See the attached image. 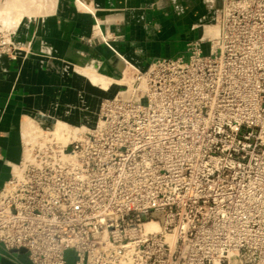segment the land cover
Listing matches in <instances>:
<instances>
[{"label": "built area", "instance_id": "1", "mask_svg": "<svg viewBox=\"0 0 264 264\" xmlns=\"http://www.w3.org/2000/svg\"><path fill=\"white\" fill-rule=\"evenodd\" d=\"M216 17L123 80L94 127L24 128L0 246L31 264H264V0ZM0 55L16 56L1 26Z\"/></svg>", "mask_w": 264, "mask_h": 264}, {"label": "crops", "instance_id": "2", "mask_svg": "<svg viewBox=\"0 0 264 264\" xmlns=\"http://www.w3.org/2000/svg\"><path fill=\"white\" fill-rule=\"evenodd\" d=\"M221 6L222 0H57L52 14L24 18L11 32L16 56L0 55V137L7 140L0 190L11 177L8 162L21 158L26 126L96 121L105 94L79 71L114 83L145 71L156 58L204 40ZM74 262L71 254L68 264ZM0 264L31 263L25 252L0 246Z\"/></svg>", "mask_w": 264, "mask_h": 264}, {"label": "bare ground", "instance_id": "3", "mask_svg": "<svg viewBox=\"0 0 264 264\" xmlns=\"http://www.w3.org/2000/svg\"><path fill=\"white\" fill-rule=\"evenodd\" d=\"M56 5L57 0H0V26L2 27V29L7 30L8 32H12L17 28V26L24 18L32 19L40 14L50 15L54 12ZM78 73L88 80L89 85L93 89L101 90L104 94L108 92L107 87H109V80L82 70ZM91 104L92 103L89 102L90 106ZM91 118V122H87V125L83 124L79 127L83 129L94 127L95 122L93 121L95 120L94 117L92 120ZM78 122H80V119ZM58 123L63 126H70V124L67 122L59 121ZM0 145L3 148L6 147L7 140L3 137H0Z\"/></svg>", "mask_w": 264, "mask_h": 264}, {"label": "rangeland", "instance_id": "4", "mask_svg": "<svg viewBox=\"0 0 264 264\" xmlns=\"http://www.w3.org/2000/svg\"><path fill=\"white\" fill-rule=\"evenodd\" d=\"M222 4H223V0H222ZM221 8H222V6H221ZM220 8V9H221ZM132 73L130 74V73H127V74H129V75H124L123 76V79L121 78V80L119 81H115V83L114 82H109V87H107L108 88V92L107 93H105V99H107V98H112V97H114L115 95H116V92H114V90H115V88H116V86H120V85H122L123 83H125V82H123V80L124 81H130V80H132V78H133V76H134V74H136L138 71H135V72H133V71H131ZM118 83V84H117ZM114 84H116V85H114ZM118 92V91H117ZM29 125V124H28Z\"/></svg>", "mask_w": 264, "mask_h": 264}, {"label": "water", "instance_id": "5", "mask_svg": "<svg viewBox=\"0 0 264 264\" xmlns=\"http://www.w3.org/2000/svg\"><path fill=\"white\" fill-rule=\"evenodd\" d=\"M22 252H24V251H22Z\"/></svg>", "mask_w": 264, "mask_h": 264}]
</instances>
